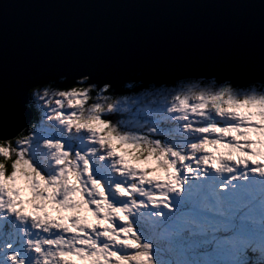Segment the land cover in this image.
<instances>
[{
    "label": "snow or ice",
    "instance_id": "1",
    "mask_svg": "<svg viewBox=\"0 0 264 264\" xmlns=\"http://www.w3.org/2000/svg\"><path fill=\"white\" fill-rule=\"evenodd\" d=\"M190 73L0 87V264H264V60Z\"/></svg>",
    "mask_w": 264,
    "mask_h": 264
},
{
    "label": "water",
    "instance_id": "2",
    "mask_svg": "<svg viewBox=\"0 0 264 264\" xmlns=\"http://www.w3.org/2000/svg\"><path fill=\"white\" fill-rule=\"evenodd\" d=\"M264 0H0V87L89 64L121 82L258 69ZM139 72L138 75H134Z\"/></svg>",
    "mask_w": 264,
    "mask_h": 264
},
{
    "label": "trees",
    "instance_id": "3",
    "mask_svg": "<svg viewBox=\"0 0 264 264\" xmlns=\"http://www.w3.org/2000/svg\"><path fill=\"white\" fill-rule=\"evenodd\" d=\"M190 79L200 80V77H195V78L186 77V78L176 79L175 81L150 82V83H147V84H144V83H141V82L126 81L127 83H130V84L133 85V89L131 91L127 92V93H124V94L132 96V95H136L138 93H143V91L146 88L149 89V90H153L155 87H159L161 85H163L165 88L170 89L169 87L177 86V85L181 86L182 85L181 83H184V82H186V81H188ZM60 80H61V78H60ZM46 83H49V84L52 85L53 88H56V83H54L53 81H48ZM175 84H177V85H175Z\"/></svg>",
    "mask_w": 264,
    "mask_h": 264
},
{
    "label": "rangeland",
    "instance_id": "4",
    "mask_svg": "<svg viewBox=\"0 0 264 264\" xmlns=\"http://www.w3.org/2000/svg\"><path fill=\"white\" fill-rule=\"evenodd\" d=\"M139 74V72H136L134 75H138ZM191 78H195V77H191ZM198 80H196V79H190V80H188V81H186V82H184V83H181L182 85H184V84H188V83H195V82H197ZM46 82H48V81H46ZM132 82H134L133 80H132ZM136 82H141V81H136ZM142 83V82H141ZM175 85H177V84H175ZM161 86H163V85H161ZM161 86H159V87H155L154 89H157V88H160ZM164 87V86H163ZM175 87H178V85L177 86H172V87H169L170 89L171 88H175ZM54 90H55V88H53ZM153 89V90H154ZM133 96V95H132Z\"/></svg>",
    "mask_w": 264,
    "mask_h": 264
},
{
    "label": "clouds",
    "instance_id": "5",
    "mask_svg": "<svg viewBox=\"0 0 264 264\" xmlns=\"http://www.w3.org/2000/svg\"><path fill=\"white\" fill-rule=\"evenodd\" d=\"M60 80V79H59Z\"/></svg>",
    "mask_w": 264,
    "mask_h": 264
}]
</instances>
